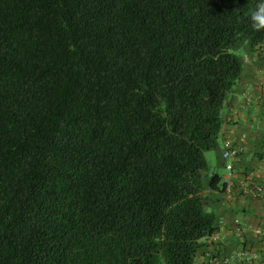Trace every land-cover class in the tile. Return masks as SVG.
Returning <instances> with one entry per match:
<instances>
[{
  "label": "trees",
  "instance_id": "obj_1",
  "mask_svg": "<svg viewBox=\"0 0 264 264\" xmlns=\"http://www.w3.org/2000/svg\"><path fill=\"white\" fill-rule=\"evenodd\" d=\"M258 0H0V264H199Z\"/></svg>",
  "mask_w": 264,
  "mask_h": 264
},
{
  "label": "crops",
  "instance_id": "obj_2",
  "mask_svg": "<svg viewBox=\"0 0 264 264\" xmlns=\"http://www.w3.org/2000/svg\"><path fill=\"white\" fill-rule=\"evenodd\" d=\"M243 60L242 80L225 111L232 125L225 130L223 143L230 140L242 146L244 153L240 160H233L231 175L224 176L222 186L225 188L206 193L210 208L218 215L219 241L216 244L203 241L200 261L216 253L236 255L239 252L241 242L233 232L236 223L245 228L250 246L264 248L262 239L251 230L264 226V199L249 193L255 183L264 186V44L256 52L247 53ZM219 245L222 247L216 252Z\"/></svg>",
  "mask_w": 264,
  "mask_h": 264
},
{
  "label": "built area",
  "instance_id": "obj_3",
  "mask_svg": "<svg viewBox=\"0 0 264 264\" xmlns=\"http://www.w3.org/2000/svg\"><path fill=\"white\" fill-rule=\"evenodd\" d=\"M244 149L240 145H236L230 140L225 142V150L223 152V158L225 160H240ZM249 193L255 195L258 198L264 199V186L258 183H255L253 188ZM232 190V189H231ZM256 237L262 239L264 243V226L255 227L251 229ZM233 232L236 238L241 242V247L239 252L236 255L231 253H220L210 256L206 260H201L199 264H264V248L254 249L250 246L246 239V230L245 228L236 223ZM218 232H216L212 237L205 239L206 241H211L213 244H216L219 241ZM203 240V241H205ZM222 246L219 245L215 248V251L218 252Z\"/></svg>",
  "mask_w": 264,
  "mask_h": 264
},
{
  "label": "rangeland",
  "instance_id": "obj_4",
  "mask_svg": "<svg viewBox=\"0 0 264 264\" xmlns=\"http://www.w3.org/2000/svg\"><path fill=\"white\" fill-rule=\"evenodd\" d=\"M240 57H244L247 54V49L245 47H239L234 51ZM225 150V145L223 143V137L221 138L219 148L206 153V159L210 165L211 173L219 174L222 178L226 175H231L233 160H225L223 158V152ZM164 264V263H163Z\"/></svg>",
  "mask_w": 264,
  "mask_h": 264
},
{
  "label": "clouds",
  "instance_id": "obj_5",
  "mask_svg": "<svg viewBox=\"0 0 264 264\" xmlns=\"http://www.w3.org/2000/svg\"><path fill=\"white\" fill-rule=\"evenodd\" d=\"M251 21L256 29H264V0H258L251 11Z\"/></svg>",
  "mask_w": 264,
  "mask_h": 264
}]
</instances>
